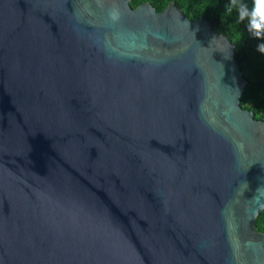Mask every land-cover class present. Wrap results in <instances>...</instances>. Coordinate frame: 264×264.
Wrapping results in <instances>:
<instances>
[{"label":"water","instance_id":"obj_1","mask_svg":"<svg viewBox=\"0 0 264 264\" xmlns=\"http://www.w3.org/2000/svg\"><path fill=\"white\" fill-rule=\"evenodd\" d=\"M128 3L0 0V264H264L233 45Z\"/></svg>","mask_w":264,"mask_h":264},{"label":"trees","instance_id":"obj_2","mask_svg":"<svg viewBox=\"0 0 264 264\" xmlns=\"http://www.w3.org/2000/svg\"><path fill=\"white\" fill-rule=\"evenodd\" d=\"M145 0H129L134 8ZM159 12L167 3L173 4L188 20L197 17L208 22L211 30L224 36L233 45V59L244 81L239 106L250 110L253 119L264 122V39H256L248 30V20L243 22L231 0H146ZM251 10L254 0H243ZM259 46V47H258ZM254 230L264 235V209L254 220Z\"/></svg>","mask_w":264,"mask_h":264},{"label":"clouds","instance_id":"obj_3","mask_svg":"<svg viewBox=\"0 0 264 264\" xmlns=\"http://www.w3.org/2000/svg\"><path fill=\"white\" fill-rule=\"evenodd\" d=\"M243 22L248 20V30L256 39H264V0H254L255 6L249 10L243 0H231ZM259 47V46H258Z\"/></svg>","mask_w":264,"mask_h":264}]
</instances>
